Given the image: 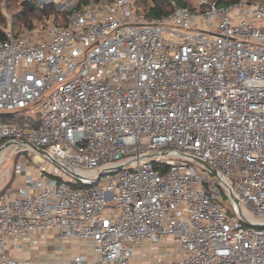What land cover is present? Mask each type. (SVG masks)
<instances>
[{
  "label": "built area",
  "instance_id": "obj_1",
  "mask_svg": "<svg viewBox=\"0 0 264 264\" xmlns=\"http://www.w3.org/2000/svg\"><path fill=\"white\" fill-rule=\"evenodd\" d=\"M7 1L0 264L31 235L90 242L71 264H264V6L26 0L58 14L15 35Z\"/></svg>",
  "mask_w": 264,
  "mask_h": 264
},
{
  "label": "crops",
  "instance_id": "obj_2",
  "mask_svg": "<svg viewBox=\"0 0 264 264\" xmlns=\"http://www.w3.org/2000/svg\"><path fill=\"white\" fill-rule=\"evenodd\" d=\"M17 243L19 248L13 249L10 255L11 258L24 264H71L74 257L79 255L87 257L92 253V245L88 241L71 240L64 243L55 239L52 235H46L43 238L38 235H31L18 240ZM170 248H172L171 245L166 241L153 250L147 244H144L136 250V256L132 264H135L138 259L142 260L147 253H149V258L152 259L154 258L150 256L152 253H164ZM171 259L172 257L168 258V264ZM150 262L156 264L155 259Z\"/></svg>",
  "mask_w": 264,
  "mask_h": 264
},
{
  "label": "trees",
  "instance_id": "obj_3",
  "mask_svg": "<svg viewBox=\"0 0 264 264\" xmlns=\"http://www.w3.org/2000/svg\"><path fill=\"white\" fill-rule=\"evenodd\" d=\"M219 6H227L241 0H211ZM176 4L183 7L193 8L191 0H134L137 8H141L144 16L158 19L167 15L171 10V5ZM7 8L11 14L12 32L15 35L23 30H30L34 23H41L47 16L57 15L54 6L40 7L26 0H8ZM65 22L66 13H62ZM6 21L0 9V40L5 39ZM9 114H0L1 120H7ZM16 160V159H15Z\"/></svg>",
  "mask_w": 264,
  "mask_h": 264
},
{
  "label": "rangeland",
  "instance_id": "obj_4",
  "mask_svg": "<svg viewBox=\"0 0 264 264\" xmlns=\"http://www.w3.org/2000/svg\"><path fill=\"white\" fill-rule=\"evenodd\" d=\"M243 1H245V2H249V3H258V4H262V5L264 6V0H243ZM37 25H39V23H34L33 26H37ZM27 31H29V30H23L21 33L25 34ZM2 155H3V156H4V155L6 156V154H2ZM26 159H27L26 156L22 154V155L19 156V158H18V162H19V163H25ZM14 162H16V161H15V160H13V162L8 161V162H5L4 164H2V167H1V170H0V180L6 176V171L9 170V168L12 166V164H13ZM22 177H23V176H20V177L14 182V185L12 184V185H10V186L8 187L7 193H8V192H13L14 189H15V187H16V185H17V186L20 185V182H22V180H23ZM148 254H149V253H147V254L145 255V257L142 258V260H141V259L136 260V261H135V264H140V263H142V262H144L143 264H154V263H152V262H150V261L154 260L155 258L150 259ZM162 264H168L167 259H166Z\"/></svg>",
  "mask_w": 264,
  "mask_h": 264
},
{
  "label": "water",
  "instance_id": "obj_5",
  "mask_svg": "<svg viewBox=\"0 0 264 264\" xmlns=\"http://www.w3.org/2000/svg\"><path fill=\"white\" fill-rule=\"evenodd\" d=\"M35 149V148H34ZM38 153H40V154H42V155H44V156H46L47 157V154L46 153H44L43 151H41V150H39V149H35ZM206 170H208L209 172H210V174L213 176V177H217L216 176V173H215V171L209 166V165H207L206 163H203V162H199ZM104 175V173H101L100 174V176H103Z\"/></svg>",
  "mask_w": 264,
  "mask_h": 264
}]
</instances>
